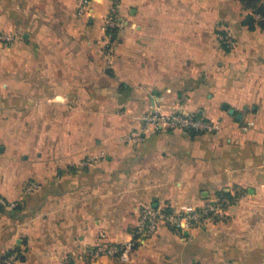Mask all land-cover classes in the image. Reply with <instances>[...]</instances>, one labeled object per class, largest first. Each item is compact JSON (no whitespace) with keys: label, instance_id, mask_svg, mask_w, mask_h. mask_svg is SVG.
Instances as JSON below:
<instances>
[{"label":"crops","instance_id":"0c3cea01","mask_svg":"<svg viewBox=\"0 0 264 264\" xmlns=\"http://www.w3.org/2000/svg\"><path fill=\"white\" fill-rule=\"evenodd\" d=\"M250 13L241 0H92L89 16L76 0H0V32L15 36L0 45V95L21 104L19 117L0 113V130L18 128L12 157L0 139V198L19 203L0 206V264L12 251L16 264H264V28ZM152 108L221 129L149 130ZM221 192L225 219L161 227L128 261H88L103 239L128 241L146 206Z\"/></svg>","mask_w":264,"mask_h":264},{"label":"built area","instance_id":"2783aa9c","mask_svg":"<svg viewBox=\"0 0 264 264\" xmlns=\"http://www.w3.org/2000/svg\"><path fill=\"white\" fill-rule=\"evenodd\" d=\"M264 3V1H263ZM76 10L79 16H89L92 12V0H76ZM257 21H264V15L254 14ZM117 19L111 15L105 21V37L107 42L114 41V36L119 29ZM219 40L227 47H233L234 39L229 34L219 33ZM0 39L10 40V37L0 36ZM143 127L149 130H180L188 133L208 134L221 129L218 121L206 118L200 114H190L183 110L175 109L170 112H162L158 108H152L141 117ZM36 185L31 183L29 188ZM233 199L227 194L219 196L203 206L189 205L180 209L169 207L146 206L139 214V220L132 237L125 242H111L103 239L93 245L87 251V259L96 262L102 258H115L128 261L139 245L144 244L155 235L161 227H166L174 232L183 234L201 229L206 224H212L225 219L228 207ZM6 201L0 199V204L6 205ZM16 202H10L9 207L15 208ZM19 253L12 251L5 255L1 264H16Z\"/></svg>","mask_w":264,"mask_h":264},{"label":"rangeland","instance_id":"374dc122","mask_svg":"<svg viewBox=\"0 0 264 264\" xmlns=\"http://www.w3.org/2000/svg\"><path fill=\"white\" fill-rule=\"evenodd\" d=\"M250 11L253 12L252 9H250ZM116 14H117L116 9L113 6V8L110 9L107 17L105 18V21L107 18H109L112 15L114 19L115 18L117 19V22L120 25L121 21L119 20L118 16H116ZM104 27H105V25H104ZM0 36L11 38L10 40L0 39V45L9 44V43H12L15 41V36L13 34L0 32ZM115 39H116V35L114 36V40ZM112 43H113V41L110 42V44H112ZM111 47L112 46H109L107 44L104 46L103 50H105V49L108 50ZM20 109H21V104H7L5 102V97L2 94L0 95V113L5 112V111H7L6 113H8L11 110L13 113V116L19 117ZM17 131H18V128L16 126H6L2 130H0V139H2L8 146L7 151H6L7 158L12 157V155H13L12 151L14 150V147L17 144L16 143L17 141H15L13 137L16 136V133H18ZM24 135H25V133H24ZM39 140H40V136H34L33 140H31V139L28 140V143H29V145H31V147L36 149V147H38ZM0 199L4 200L2 198H0ZM14 202H16V201H14ZM16 203H18V202H16ZM9 204H10V202H7L6 205L0 204V206L6 208L7 210H17L18 209L19 203L15 208H10Z\"/></svg>","mask_w":264,"mask_h":264},{"label":"trees","instance_id":"16d2710c","mask_svg":"<svg viewBox=\"0 0 264 264\" xmlns=\"http://www.w3.org/2000/svg\"><path fill=\"white\" fill-rule=\"evenodd\" d=\"M245 8L252 9L253 12L246 16L245 23L248 25H253L257 20L254 17V14L264 15V3L262 0H241ZM260 26L264 28V21H258ZM222 195H227V192H221Z\"/></svg>","mask_w":264,"mask_h":264},{"label":"water","instance_id":"95a60500","mask_svg":"<svg viewBox=\"0 0 264 264\" xmlns=\"http://www.w3.org/2000/svg\"><path fill=\"white\" fill-rule=\"evenodd\" d=\"M224 108H227V105H224Z\"/></svg>","mask_w":264,"mask_h":264}]
</instances>
